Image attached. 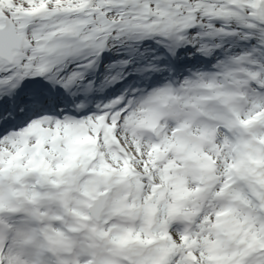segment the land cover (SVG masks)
Segmentation results:
<instances>
[{"label": "snow or ice", "instance_id": "6c2138e0", "mask_svg": "<svg viewBox=\"0 0 264 264\" xmlns=\"http://www.w3.org/2000/svg\"><path fill=\"white\" fill-rule=\"evenodd\" d=\"M0 264H264V0H0Z\"/></svg>", "mask_w": 264, "mask_h": 264}]
</instances>
